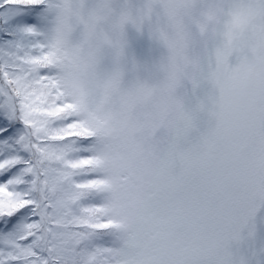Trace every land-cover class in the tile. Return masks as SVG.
<instances>
[{
    "label": "snow or ice",
    "instance_id": "obj_1",
    "mask_svg": "<svg viewBox=\"0 0 264 264\" xmlns=\"http://www.w3.org/2000/svg\"><path fill=\"white\" fill-rule=\"evenodd\" d=\"M261 213L264 0H0V264H251Z\"/></svg>",
    "mask_w": 264,
    "mask_h": 264
},
{
    "label": "rangeland",
    "instance_id": "obj_2",
    "mask_svg": "<svg viewBox=\"0 0 264 264\" xmlns=\"http://www.w3.org/2000/svg\"><path fill=\"white\" fill-rule=\"evenodd\" d=\"M134 2H142V0H134ZM127 38L129 42L128 55L139 64L151 66L163 54V49L154 40L149 38L147 31L138 34L135 30L129 28L127 29ZM262 217H264V213H261L257 217L254 238L245 241L240 246V251L245 255L246 259L249 258V254L252 251L260 253V249L264 248V222H262ZM251 264H264V254L251 257Z\"/></svg>",
    "mask_w": 264,
    "mask_h": 264
},
{
    "label": "clouds",
    "instance_id": "obj_3",
    "mask_svg": "<svg viewBox=\"0 0 264 264\" xmlns=\"http://www.w3.org/2000/svg\"><path fill=\"white\" fill-rule=\"evenodd\" d=\"M156 63L157 62H155L151 66H147V65H143V64H139V63H137V64L140 66V69H141V71H142V73L144 75H151L155 71V67L154 66H155Z\"/></svg>",
    "mask_w": 264,
    "mask_h": 264
}]
</instances>
